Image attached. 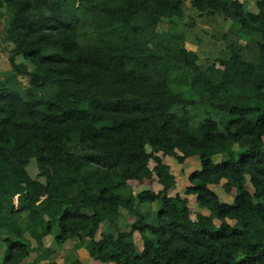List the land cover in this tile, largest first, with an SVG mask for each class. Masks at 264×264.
<instances>
[{
    "label": "trees",
    "instance_id": "obj_1",
    "mask_svg": "<svg viewBox=\"0 0 264 264\" xmlns=\"http://www.w3.org/2000/svg\"><path fill=\"white\" fill-rule=\"evenodd\" d=\"M254 4L0 0V264H78L88 247L95 264H264ZM190 9L224 30L214 62L186 45ZM167 156L201 163L183 193Z\"/></svg>",
    "mask_w": 264,
    "mask_h": 264
},
{
    "label": "rangeland",
    "instance_id": "obj_2",
    "mask_svg": "<svg viewBox=\"0 0 264 264\" xmlns=\"http://www.w3.org/2000/svg\"><path fill=\"white\" fill-rule=\"evenodd\" d=\"M246 2L248 3V6L251 10L255 9L254 0H246ZM188 14H191L192 16L196 18L197 25L185 27L186 37L191 39V41L188 40L189 42H187L186 44L187 47H191L198 52L200 63L207 64L209 62L216 61L217 57L220 56L221 54V50L225 46L224 37L220 35V32H224V30L219 25H218V29L220 32L216 29H213L214 26L204 22L203 19L199 17V13L194 9H190L188 11ZM1 29H2V21L0 20V31ZM240 43L242 45H245L246 40H241ZM259 51L263 53L261 47L259 48ZM174 52L179 53L177 49H174ZM7 56H8V51L5 49V43L3 42L1 38V34H0V63H2L0 65V68L2 69L10 68L9 62L8 60H6ZM20 77H21L22 82L27 83V79L25 77H22V76ZM171 164L175 168V170H178L179 165L175 164V160L172 158H171ZM30 172L33 176L37 175L36 169L30 168ZM63 172L64 171H62V173ZM148 186L150 185L147 184L145 187H148ZM133 188H135V190H139L140 188L139 184L134 183ZM184 189L185 187L183 185L176 188V190L181 193L184 192ZM223 190H224V187H223ZM249 190L254 191L251 186H249ZM232 192H233L232 194L235 195L236 190H233ZM14 220L15 219L13 217H10V224L12 226H16V223L14 222ZM48 243L50 244V241L46 240V244ZM91 251H92L91 247H88L85 250V252H82V253L84 254V257H86V255L89 257L90 255H92ZM80 261L78 262V264H81Z\"/></svg>",
    "mask_w": 264,
    "mask_h": 264
},
{
    "label": "crops",
    "instance_id": "obj_3",
    "mask_svg": "<svg viewBox=\"0 0 264 264\" xmlns=\"http://www.w3.org/2000/svg\"><path fill=\"white\" fill-rule=\"evenodd\" d=\"M165 162L171 166L173 173L176 175V180L180 184V186L183 185L184 187H186L189 184L188 176H189L190 172L201 168V163L197 157L188 159L186 161V164H179L175 161V164L179 165L178 170H175V168L172 166L171 158H169V156H167L165 158ZM232 200L233 199H231L230 201H232ZM85 250H86V248H80V250H79V258L81 259V261L86 262V264H95V262L92 259H90V256L88 257L86 255V257H84V254L82 252H85Z\"/></svg>",
    "mask_w": 264,
    "mask_h": 264
},
{
    "label": "clouds",
    "instance_id": "obj_4",
    "mask_svg": "<svg viewBox=\"0 0 264 264\" xmlns=\"http://www.w3.org/2000/svg\"><path fill=\"white\" fill-rule=\"evenodd\" d=\"M197 157V156H196ZM169 158H173L174 160H175V158L174 157H172V156H169ZM176 161V160H175ZM177 162V161H176ZM178 163V162H177ZM180 164V163H179ZM192 172H190V174H191ZM189 174V175H190ZM175 175V174H174ZM176 176V175H175ZM177 181V180H176ZM188 181H189V176H188ZM189 184H190V181H189Z\"/></svg>",
    "mask_w": 264,
    "mask_h": 264
}]
</instances>
